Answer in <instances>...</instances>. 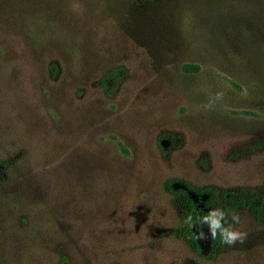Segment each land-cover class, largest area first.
I'll use <instances>...</instances> for the list:
<instances>
[{
  "label": "rangeland",
  "instance_id": "1",
  "mask_svg": "<svg viewBox=\"0 0 264 264\" xmlns=\"http://www.w3.org/2000/svg\"><path fill=\"white\" fill-rule=\"evenodd\" d=\"M0 163V264H264V218L203 258L164 190L264 210V0H0Z\"/></svg>",
  "mask_w": 264,
  "mask_h": 264
},
{
  "label": "trees",
  "instance_id": "2",
  "mask_svg": "<svg viewBox=\"0 0 264 264\" xmlns=\"http://www.w3.org/2000/svg\"><path fill=\"white\" fill-rule=\"evenodd\" d=\"M181 69L186 73H195L198 67L184 64ZM2 170L3 164L0 163V180ZM164 190L174 196L180 206L182 223L177 234L185 240L191 251L203 258H211L224 244L219 236L215 240L210 237L207 225H199L198 221L193 226L185 224L188 215H192L195 221L197 216H203L209 210L219 207L225 212L236 208L246 209L252 212L259 222L264 218L263 197L252 190L227 192L211 186L197 188L181 179L166 181ZM61 263L66 264V259Z\"/></svg>",
  "mask_w": 264,
  "mask_h": 264
},
{
  "label": "clouds",
  "instance_id": "3",
  "mask_svg": "<svg viewBox=\"0 0 264 264\" xmlns=\"http://www.w3.org/2000/svg\"><path fill=\"white\" fill-rule=\"evenodd\" d=\"M197 221L199 225L208 226V232L212 239L215 240L219 236L221 243L228 246H233L237 242L243 243L247 237L246 232L235 227L241 221L240 214L234 210L225 212L222 208L216 207L203 216H197L195 221L192 215H188L184 223L193 226Z\"/></svg>",
  "mask_w": 264,
  "mask_h": 264
}]
</instances>
